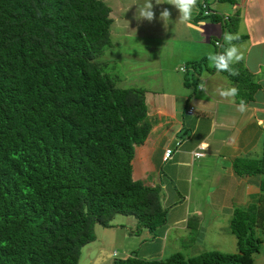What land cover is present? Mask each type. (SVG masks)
<instances>
[{
    "label": "trees",
    "instance_id": "16d2710c",
    "mask_svg": "<svg viewBox=\"0 0 264 264\" xmlns=\"http://www.w3.org/2000/svg\"><path fill=\"white\" fill-rule=\"evenodd\" d=\"M109 11L103 0H0V264H77L95 223L132 214L136 229L152 231L166 218L159 186L131 176L134 146L151 127L144 89L117 86L98 60L110 45ZM232 68L221 73L238 87L235 100L251 101L260 83ZM232 165L261 175L255 200L231 210L234 251H133L113 264H253L264 232V133L259 155Z\"/></svg>",
    "mask_w": 264,
    "mask_h": 264
},
{
    "label": "crops",
    "instance_id": "0c3cea01",
    "mask_svg": "<svg viewBox=\"0 0 264 264\" xmlns=\"http://www.w3.org/2000/svg\"><path fill=\"white\" fill-rule=\"evenodd\" d=\"M198 1L206 2L210 14H198L196 7L193 9L190 24L181 22L179 11L168 4L170 22L177 27V52L193 56L192 61H185L197 63L193 70L198 77V86L199 79L202 82H214L216 87L224 79L229 80L215 69L210 71L212 66L204 61L203 54L206 45L211 42L212 48L209 52L223 51L227 46L223 34L232 33L239 37L233 43H239L238 46L242 47L240 50L243 59L238 63L253 73L261 87L254 93L253 99L246 102L247 110L240 112L237 109L240 102H230L216 93H210L209 90L213 89L212 83H205V90L196 91L185 84L188 79L186 76L182 78L180 73L176 77V83L186 88L181 94L167 91L166 86L159 89L155 86L149 88L147 84L142 86L151 127L145 139L134 146L131 176L146 184L158 185L160 202L166 209L164 222L152 231L149 230L152 233L151 239L146 240L144 237L141 242L144 246L140 245L139 252L143 257H161L159 255L165 241L178 239L181 232L188 233L189 216H197V229L203 225L200 223V201L196 205H190L189 201L192 203L191 200H194L190 199L193 194L192 187L208 179L215 183L213 188L218 193L211 191L210 198L208 196L206 201L202 200L206 208L215 214L201 226L202 235L205 234L206 239H213L209 237L213 235L214 239L208 240L209 242L227 248L220 250L234 251L235 238L226 228L231 210L234 206H243L254 201L259 190L261 175L236 174L232 160L238 156L259 155L260 144L256 148L252 146L264 133V0ZM200 26L202 33L198 30ZM214 39L219 40L221 48L214 46ZM201 62L202 66L199 65ZM171 69L176 70L175 65ZM163 83L165 84L164 80ZM227 137L229 140L223 143ZM176 140L178 145L174 143ZM201 141L208 148L202 149V156H194L192 150ZM168 146L173 147V150L163 160V150ZM202 176L203 181L200 182L198 177ZM220 199L221 203H218ZM219 218L227 221L225 226ZM191 242L197 243L194 238Z\"/></svg>",
    "mask_w": 264,
    "mask_h": 264
},
{
    "label": "rangeland",
    "instance_id": "374dc122",
    "mask_svg": "<svg viewBox=\"0 0 264 264\" xmlns=\"http://www.w3.org/2000/svg\"><path fill=\"white\" fill-rule=\"evenodd\" d=\"M103 1L110 7L109 15L112 17L109 27L110 45L104 49L103 54L98 57V60L104 61V67L107 72L116 75L117 86L142 87L147 84L149 88L155 86L157 89L166 86L167 91L181 94L186 88L182 84L176 83V77L180 73L182 78L184 76L187 77V85L193 87L196 91L201 89V83L204 85L205 83L208 85L212 83L213 89L209 90L210 93L218 94V87H216V83L214 82H202L199 79L200 85L198 86V77L194 74L193 70V67L197 63L190 62L193 56L177 52L178 34L176 25H173L172 22H166L164 25V22L159 19L160 11L165 8L168 9L167 3L156 5L155 0H152L156 18L149 22L144 19H136V6L132 4L136 3L137 0ZM142 2L143 0H141ZM238 44L236 43L237 46ZM211 45L212 42L206 45V51L203 54L205 55L204 61L207 64H210L207 56L210 53V48H212ZM214 46L221 48L219 45L214 44ZM173 65H175L176 70L171 69ZM199 65L202 66L203 62L199 63ZM221 76L224 77L225 75ZM234 85L235 82L230 79H224L219 83V87L223 88ZM260 137L252 148L259 146ZM228 140L229 137L223 143H226ZM198 179L202 182L203 176L198 177ZM213 187H215V183H212L210 179L192 187L193 194L190 196V199L194 200H191L193 201L192 203L189 201V204L196 205L200 201L202 218L200 223H203V225L215 215L209 211L208 207L206 208V205L202 201H206L208 196L210 198L211 191L218 193V190ZM218 203H221V199ZM219 220L225 226L227 221L221 218ZM111 222L113 223L109 226H102L98 223L94 224L95 237L81 248L77 264H113L114 258L124 257L133 251L141 256L139 252L140 245L144 246L141 242L144 237L147 238L146 240L151 239L152 233L144 227L136 229L137 220L132 214L116 213ZM203 225L198 226V229L195 226L186 234H183L184 232H181V229H179L178 231L181 232L180 237L165 241L159 256L162 257L174 251H180L185 256H190L203 249L220 250L223 248L221 244L209 242L214 239L213 235L209 236L213 239H206L205 234L202 235L203 229L201 226ZM226 228L230 232L228 222ZM256 236L260 241L258 252L253 254V264H264L263 230L257 229ZM193 238L197 243L193 244L191 242Z\"/></svg>",
    "mask_w": 264,
    "mask_h": 264
},
{
    "label": "clouds",
    "instance_id": "9594fccd",
    "mask_svg": "<svg viewBox=\"0 0 264 264\" xmlns=\"http://www.w3.org/2000/svg\"><path fill=\"white\" fill-rule=\"evenodd\" d=\"M163 3L173 5L179 11V20L185 24H190L192 20L193 9L197 7L198 0H155L156 5H160ZM132 5L136 6V19L138 20L144 19V20L151 22L153 19L156 18L155 12L153 11L154 5H153L152 0H143L142 3H141V0H137V2ZM206 8H207L206 12H209L210 11L209 8L208 7ZM206 12H204L203 10V13H206ZM170 16H171V13L166 8L161 10L159 13V19L164 22V25L166 22H170ZM198 30L201 33L203 31L201 26ZM223 39L225 41V44L227 45L226 47H224V50L218 53L210 52L207 56V59L210 61L211 66L217 72H228L231 75H236V72L233 70L232 65L235 63H238L239 61L243 59V53L241 52L240 48L235 43H233V41L238 40L239 37L238 35H235L232 33H224ZM215 40H218V39H215ZM219 43L215 45H219ZM200 88L202 90H205V85L201 83ZM217 93L221 98L227 99L230 102H234L235 97L239 93V89L236 86H230L227 88L218 87ZM237 109L240 112L246 111L247 110L246 102L244 100H241L239 105H237ZM176 141L178 142V140ZM175 145H178V143H175ZM199 148L206 150L208 148V145L204 143L203 141H201V143L199 144ZM172 150H173V147H172ZM203 154H204L203 152L197 153V155H200V156H202Z\"/></svg>",
    "mask_w": 264,
    "mask_h": 264
},
{
    "label": "built area",
    "instance_id": "2783aa9c",
    "mask_svg": "<svg viewBox=\"0 0 264 264\" xmlns=\"http://www.w3.org/2000/svg\"><path fill=\"white\" fill-rule=\"evenodd\" d=\"M205 7H204V12L207 11V8H206V5L203 4ZM219 41L218 40H214V44H218ZM190 110V109H189ZM175 143H178L177 141ZM172 151V147H165L164 150H163V153H162V158L163 159H166L167 157H169L170 153ZM199 152H202V149L199 148V145L197 146V148H195L194 150H192V154L194 156H200V155H197V153Z\"/></svg>",
    "mask_w": 264,
    "mask_h": 264
}]
</instances>
